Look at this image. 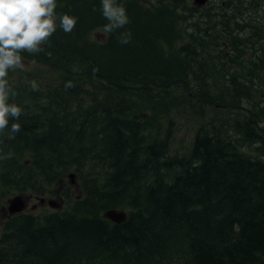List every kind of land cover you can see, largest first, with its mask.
<instances>
[{"label": "trees", "instance_id": "16d2710c", "mask_svg": "<svg viewBox=\"0 0 264 264\" xmlns=\"http://www.w3.org/2000/svg\"><path fill=\"white\" fill-rule=\"evenodd\" d=\"M188 1L118 0L130 22L104 33L101 0H56L57 30L36 57L62 77L43 90L9 81L23 114L15 139L0 138V207L12 191L43 194L69 168L82 195L58 212L7 215L0 264H264V143L250 155L226 137L222 119L208 118L186 152L171 149V115L206 118L251 100L245 77L253 65L264 69V56L250 57L242 74L237 60L249 44L227 32L228 16L212 27L210 6ZM232 1L229 12L220 7L236 19L242 0ZM187 13L204 23L186 26ZM62 14L78 18L71 33L59 27ZM247 22L233 23L257 36ZM226 42L244 51L225 56L222 67L236 69L216 86ZM235 117L256 135L253 117ZM125 206L120 223L101 215Z\"/></svg>", "mask_w": 264, "mask_h": 264}, {"label": "rangeland", "instance_id": "374dc122", "mask_svg": "<svg viewBox=\"0 0 264 264\" xmlns=\"http://www.w3.org/2000/svg\"><path fill=\"white\" fill-rule=\"evenodd\" d=\"M148 2H153L155 0H146ZM236 1V2H235ZM264 0H242L241 1V7L240 12L237 13L236 19L229 17L232 14L225 13V9H222L220 6H227L228 11L231 8V5H229L226 0H207L206 3L203 6H210V21L212 22V27L215 26L216 20L221 21L225 18V16H228L229 18V25H231L230 29H227V32L232 31L233 36L240 35V37L243 39L241 42L246 41L249 44V47L247 49V53H243L242 59H238L237 63L239 64L242 74H246V68L248 67L247 61L250 59V57H253L256 59V57H262L264 56ZM189 5H194L192 0L188 1ZM221 3V4H220ZM232 3L239 4V0H233ZM202 6V7H203ZM250 6L252 9L247 10L246 7ZM198 11H201L200 8H197ZM204 17L201 16V14L193 15V13H187L186 15V26H190L192 28L191 24L192 22L198 21L200 24L204 23L203 19ZM239 23H245L246 26H248V20H253L252 22L255 25V30L259 33L257 36L250 37L249 33L250 31L246 29V32H242L237 28L236 25H234L233 22ZM57 22V20H56ZM222 28L223 24H222ZM96 35V38L103 37V33L101 31H96L94 33V36ZM240 42V43H241ZM225 54L224 56H221L222 59L220 62H218V72L219 75L216 77L215 74H213L212 78L213 80H210V83L214 85H219L220 82L224 83V79L222 77V74L224 72H230L232 69H236L235 64L226 63L224 67H222V63L224 60H227L225 56H228L230 52H233V54H238L240 51H244V46L242 48H239L237 50H234L232 46L226 42L224 45H220ZM216 48H220L217 44H215ZM221 49V48H220ZM224 52L220 51V55H223ZM22 60H23V68L12 70L8 73V80L12 82L15 85H18L20 82L27 83V88L31 86V83L33 81L37 84L38 90H43L45 86L48 84L54 83L56 81H59L62 77L61 72L56 69L55 67L50 66L49 64H46L44 62H41L36 57V53H29V52H22L21 53ZM264 58V57H263ZM262 58V59H263ZM263 63L260 62L259 65H262ZM255 68L256 74L255 75H246L250 79V77H253V84H252V99L247 101L242 99L241 103L238 104L233 110L231 109H219V110H209L210 113H207V117L203 118L199 114H195L192 112H186L178 114L173 119H175L176 126H175V132L173 135V141H172V152L176 153H183L187 151V148L191 145V140L193 138L195 130L200 126V124L204 121H206L208 118L210 119H216L215 121L217 124H220V120H223V124L225 126V134L226 137L235 145V147L239 150L245 151L250 155H257L258 151L257 149L259 146H262L264 143V69L259 70L258 65H253ZM250 112V113H248ZM238 114H246L247 119H254L256 121V135H246V131L250 132L249 129H245L246 126L237 128L236 125H234L233 120L236 118L235 116ZM161 120L162 127L167 123L168 115L164 114L159 117ZM245 132V133H244ZM250 134V133H248ZM254 137V139H253ZM253 140V141H252ZM264 147V146H263ZM73 173L74 177L73 180L69 177V175ZM78 178H76L75 172L73 169L69 168L66 171H64L63 176L60 177L59 180L55 181L53 184L48 185L46 187V191L43 194H33L29 193L28 191L25 192H19V191H12L7 195L6 198L2 199L3 207H0V234L3 231V225L5 222V217L8 215L7 212V200L14 195L22 194L25 197H28L27 207L24 212H30L33 214H40V213H51L55 211H60L64 209H68L70 207V204L72 201L78 199L82 195V189L79 186ZM66 193L68 196H66ZM40 198L44 199V202L41 203L39 200ZM48 201H51L54 205L50 206L48 205ZM124 211H128L129 207L125 206L123 207ZM104 212V211H103ZM102 212V213H103ZM101 215L103 216V214Z\"/></svg>", "mask_w": 264, "mask_h": 264}, {"label": "clouds", "instance_id": "9594fccd", "mask_svg": "<svg viewBox=\"0 0 264 264\" xmlns=\"http://www.w3.org/2000/svg\"><path fill=\"white\" fill-rule=\"evenodd\" d=\"M101 6L108 21L103 26L104 33H113L130 22L127 9L118 0H101ZM56 7V0H0V138L15 139L21 131L19 120L23 109L10 102L16 92L9 83L8 73L23 68L22 52L43 51V45L57 30ZM77 22V17L68 14L59 17V27L65 33H71ZM119 42L130 41L121 38ZM72 86L71 82L66 84ZM31 87L37 90L35 81Z\"/></svg>", "mask_w": 264, "mask_h": 264}, {"label": "water", "instance_id": "95a60500", "mask_svg": "<svg viewBox=\"0 0 264 264\" xmlns=\"http://www.w3.org/2000/svg\"><path fill=\"white\" fill-rule=\"evenodd\" d=\"M192 1L197 6H202L206 3L207 0H192ZM69 177L71 178V180H73L74 174L71 173L69 175ZM39 201L41 203H43L44 199L40 198ZM27 202H28V197H25L22 194H17V195H14L13 197L9 198L7 200V212H8V214L14 215V214L21 213V212L25 211V209L27 207ZM47 203L50 206L54 205L51 201H48ZM102 214H103L104 218H106L112 222H115V223H120V222L124 221L127 217L126 212H124L123 210H116V209H107Z\"/></svg>", "mask_w": 264, "mask_h": 264}, {"label": "bare ground", "instance_id": "6f19581e", "mask_svg": "<svg viewBox=\"0 0 264 264\" xmlns=\"http://www.w3.org/2000/svg\"><path fill=\"white\" fill-rule=\"evenodd\" d=\"M111 209H116V208H111ZM116 210H122V209H116ZM124 211V210H123ZM124 212H126V211H124ZM127 213V212H126Z\"/></svg>", "mask_w": 264, "mask_h": 264}]
</instances>
